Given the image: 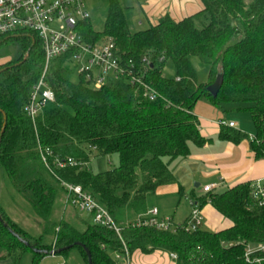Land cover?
Masks as SVG:
<instances>
[{
  "label": "trees",
  "instance_id": "trees-1",
  "mask_svg": "<svg viewBox=\"0 0 264 264\" xmlns=\"http://www.w3.org/2000/svg\"><path fill=\"white\" fill-rule=\"evenodd\" d=\"M200 2L201 10L181 20L165 14L155 25L132 32L119 0H109L101 31L89 20L79 25L86 42L114 43L115 54L154 91L153 100L142 84L126 77L98 89L78 75L72 81L75 71L67 54L49 61L46 80L54 98L31 120L23 107L44 67L42 44L35 33L0 37V48L17 43L21 49L15 60L0 65V133L5 123L0 170L41 220V231L34 235L9 219L0 205V258L39 264L53 250L67 264L75 249L88 264L86 249L91 264H126V252L130 257L135 251L157 250L174 255L175 264H264V251L255 250L251 261L245 260L248 247L264 243V203L258 204L251 182L190 197L194 207L210 203L231 222L216 232L185 230L186 221L169 230L128 222L117 225L116 232L93 222L80 221L79 228L63 218L51 219L59 193L66 194L63 182L90 193L113 219L126 207L144 214L148 197L176 181L169 163L187 156L189 143L207 142L194 113L202 99L218 109L234 104L247 111L254 127L250 148L255 159H264V0ZM192 57L208 67L203 83L196 80ZM167 60L173 78L162 74ZM220 73L221 86L212 96L206 88ZM218 136L238 143L248 135L222 125ZM114 154L118 163L109 169L92 173L85 168L91 155ZM67 159L74 164L56 165Z\"/></svg>",
  "mask_w": 264,
  "mask_h": 264
},
{
  "label": "built area",
  "instance_id": "built-area-1",
  "mask_svg": "<svg viewBox=\"0 0 264 264\" xmlns=\"http://www.w3.org/2000/svg\"><path fill=\"white\" fill-rule=\"evenodd\" d=\"M89 20L86 0H0V37L25 32L35 33L43 47L45 63L37 81L33 84L29 99L23 107L24 113L34 120L42 107L52 101L54 94L46 80L47 65L50 60L69 55L70 66L76 75L90 87L98 89L108 80L128 78L130 83L142 84L144 92L150 100L155 93L146 86L140 77L132 73V64L123 63L115 54L114 43L103 40L97 43H88L79 34V25ZM146 63V59L143 58ZM178 80V78H175ZM220 126L234 128L233 121L219 120ZM45 160V158H43ZM71 159L56 160L58 167L73 165ZM66 191V202L78 208L79 211L90 214L94 224L112 228L118 232V227L107 210L96 199L79 185L62 183ZM251 190L258 202L264 203V179H257L250 183ZM212 185L203 187L204 192H210ZM191 203V202H190ZM192 205V203H191ZM147 214V215H146ZM158 210L152 208L136 220V224L154 225L159 229L169 230L178 225L171 218H157ZM203 217L199 208L192 205L190 216L187 218L184 229L193 231L201 227ZM264 251V243L256 247H248L245 260L251 261L250 254L255 251ZM53 256V254L51 255ZM175 258L174 255H171ZM119 258L118 255H116ZM128 263L127 252L124 258ZM259 262V260H256ZM53 264H65L64 261Z\"/></svg>",
  "mask_w": 264,
  "mask_h": 264
},
{
  "label": "crops",
  "instance_id": "crops-1",
  "mask_svg": "<svg viewBox=\"0 0 264 264\" xmlns=\"http://www.w3.org/2000/svg\"><path fill=\"white\" fill-rule=\"evenodd\" d=\"M129 8L134 15L136 14L135 16L141 18L140 24H146L140 29L143 30L155 25L165 14L175 21L181 20L201 10L202 4L200 0H132V6ZM128 27L132 32L139 30L129 24ZM196 105L194 113L199 119L200 133L208 140L202 146L189 143L188 155L176 158L169 163V169L176 181L158 187L155 194L151 196L152 204L150 206L146 204L147 211L152 208L158 210V219L171 218L175 223V215L169 211V208L177 211L181 203H186L188 209L191 210L190 197H204L208 193L203 191V187L206 185H212L213 188L210 192L217 193L242 182L264 179V159H255L249 145L254 131L253 134L246 136L238 143L219 138L220 125L218 121H225L223 116L227 110L224 106L222 109H218L209 103ZM234 109L237 111L236 113L245 112L239 110L237 106ZM228 121L235 123V127L232 129L244 133L240 124L236 123L237 121L234 119H228ZM200 211L203 225L212 228L214 232L231 225V222L210 203L205 204ZM80 213L83 212L76 213L79 222L87 223ZM144 214L138 215L137 219ZM2 254L3 251L0 249V256ZM48 257L56 256L48 255L39 264ZM122 260L124 261V259ZM0 264H12V262L9 258H0ZM127 264H175V262L171 255L156 250L147 254L135 251L128 257Z\"/></svg>",
  "mask_w": 264,
  "mask_h": 264
},
{
  "label": "rangeland",
  "instance_id": "rangeland-1",
  "mask_svg": "<svg viewBox=\"0 0 264 264\" xmlns=\"http://www.w3.org/2000/svg\"><path fill=\"white\" fill-rule=\"evenodd\" d=\"M108 1L109 0H86L87 10L89 11V21L93 29L96 31H101L103 29V23L108 9ZM119 3L123 8H126L125 16L127 19V23L131 27L139 30L145 27L146 24H140L141 18L135 16L136 14L134 15V13L129 8L132 6V0H119ZM20 53L21 49L17 43H12L8 46L0 48V65L8 61L15 60L20 55ZM191 62L196 72L197 82H205L207 79L208 67L194 57L191 58ZM162 74L168 78L174 77V68L170 60H167L165 62L162 69ZM77 80L78 77L75 73L72 75V81L76 82ZM202 103L206 104L207 102L202 99L197 104ZM236 106L237 105L234 104L224 105V108L227 110L226 112H224L223 116L225 121H228V119H234L235 121H237L236 123L240 124V127L244 133H246L247 135L253 134L254 127L249 113L247 111L236 113L237 111L234 109V107ZM117 163L118 156L115 154L110 156L91 155L85 168L92 173H97L104 171L105 169H109L117 165ZM152 201L153 199L151 198V196L148 197L147 205L150 206L152 204ZM0 205L6 216L13 222L17 223L21 228L34 235H37L41 231L39 227L41 220L34 215L29 203H27L15 191L2 170H0ZM169 211H171V213L175 215V223L177 224H181L186 221L191 213V210L188 209L186 203H181V206L177 211L175 209L173 210L172 208H169ZM77 212L81 211H79L77 207L71 205L70 203H67L66 194L64 191H61L54 202L51 219L60 220L61 218H63L78 225L79 228H82L83 225L79 222L78 215L76 214ZM137 213V211L126 207L122 209L113 220L116 225L135 222L137 220ZM80 214L87 223H91L92 217L90 214L84 212ZM200 228L208 231H214L212 230V228L204 226L203 223ZM49 239V237H46V241H48ZM55 261H63V258L61 256H56L53 258L48 257L43 260L41 264H53ZM66 261L67 264H84L79 258L75 249L70 252Z\"/></svg>",
  "mask_w": 264,
  "mask_h": 264
},
{
  "label": "water",
  "instance_id": "water-1",
  "mask_svg": "<svg viewBox=\"0 0 264 264\" xmlns=\"http://www.w3.org/2000/svg\"><path fill=\"white\" fill-rule=\"evenodd\" d=\"M221 83H222V73H220L219 75L216 76L215 80L210 85L207 86L206 90L208 91V93H210L212 96H214L218 92V90L221 86ZM4 126H5V123L2 126L0 134L3 133ZM0 221H2L1 217H0ZM85 252L87 255V263L91 264L90 253L86 249H85ZM52 254L55 255V252L53 250L50 251L49 255H52Z\"/></svg>",
  "mask_w": 264,
  "mask_h": 264
}]
</instances>
